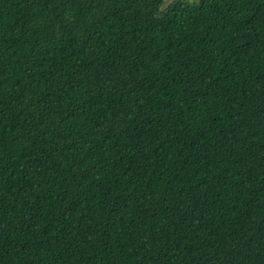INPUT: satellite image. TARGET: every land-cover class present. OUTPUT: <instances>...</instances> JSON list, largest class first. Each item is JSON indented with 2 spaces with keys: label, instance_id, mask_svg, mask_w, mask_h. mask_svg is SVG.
<instances>
[{
  "label": "trees",
  "instance_id": "trees-1",
  "mask_svg": "<svg viewBox=\"0 0 264 264\" xmlns=\"http://www.w3.org/2000/svg\"><path fill=\"white\" fill-rule=\"evenodd\" d=\"M0 0V264H264V0Z\"/></svg>",
  "mask_w": 264,
  "mask_h": 264
},
{
  "label": "rangeland",
  "instance_id": "rangeland-1",
  "mask_svg": "<svg viewBox=\"0 0 264 264\" xmlns=\"http://www.w3.org/2000/svg\"><path fill=\"white\" fill-rule=\"evenodd\" d=\"M171 0H165L164 5L169 3Z\"/></svg>",
  "mask_w": 264,
  "mask_h": 264
}]
</instances>
